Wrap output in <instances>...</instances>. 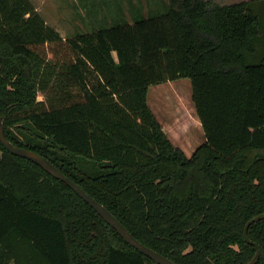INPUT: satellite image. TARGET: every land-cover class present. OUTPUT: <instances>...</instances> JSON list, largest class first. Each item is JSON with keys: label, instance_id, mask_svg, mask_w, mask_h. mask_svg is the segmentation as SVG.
Masks as SVG:
<instances>
[{"label": "trees", "instance_id": "obj_1", "mask_svg": "<svg viewBox=\"0 0 264 264\" xmlns=\"http://www.w3.org/2000/svg\"><path fill=\"white\" fill-rule=\"evenodd\" d=\"M164 5L64 39L29 0H0L5 135L173 262L248 264L245 227L264 213V0ZM180 79L205 135L191 157L147 102L150 87ZM248 237L264 264V220ZM0 264L155 263L0 143Z\"/></svg>", "mask_w": 264, "mask_h": 264}, {"label": "rangeland", "instance_id": "obj_2", "mask_svg": "<svg viewBox=\"0 0 264 264\" xmlns=\"http://www.w3.org/2000/svg\"><path fill=\"white\" fill-rule=\"evenodd\" d=\"M170 1L171 0H29L44 21L59 32L64 39L91 32L102 26H110L113 20L119 18L121 13H124L126 18L130 20V12L134 10H140L145 16L150 12L162 11L163 5H169ZM205 1H210L217 5H230L251 0ZM152 87L149 94V105L154 110L152 99L154 92L159 90L158 92L160 93L154 95V102L156 103L159 113L163 116L162 120L166 118V121L170 122V116L168 114L175 116V130H178L176 133L178 142L183 144L180 145V147L185 151L187 156L189 155L188 157H191L195 150L205 143L201 125L198 127L197 125L190 124V122L192 123L195 118H197L194 103L192 101L191 81L189 79H180ZM37 98L40 101H46L45 95L41 92L38 93ZM184 100L185 103L183 102ZM159 113L158 116L161 118ZM179 121L182 122L181 125ZM171 123L172 125L174 124L172 121ZM184 123H189V126L187 124V126L183 125ZM176 136H174L175 139ZM173 143L175 144L176 142ZM190 148H193V150H190Z\"/></svg>", "mask_w": 264, "mask_h": 264}, {"label": "water", "instance_id": "obj_3", "mask_svg": "<svg viewBox=\"0 0 264 264\" xmlns=\"http://www.w3.org/2000/svg\"><path fill=\"white\" fill-rule=\"evenodd\" d=\"M0 143L10 154L26 159L33 162L40 168H42L47 174H49L54 179L65 184L69 189H71L79 198H81L85 203H87L102 219L109 225L116 233L128 244L131 248L142 254L143 256L150 259L155 264H177L170 260L169 258L163 256L162 254L156 252L150 247L144 245L142 242L137 240L128 229L121 224V222L102 204L91 197L81 186L72 181L66 175H64L54 164H52L48 159L35 153L31 150L20 148L13 143H11L5 135V127L3 123V115L0 109ZM264 220V213L256 216L250 220L244 231V237L248 244L254 245L256 247V254L254 258L248 264H256L260 259V250L256 244H253L248 237L249 228L260 221Z\"/></svg>", "mask_w": 264, "mask_h": 264}, {"label": "crops", "instance_id": "obj_4", "mask_svg": "<svg viewBox=\"0 0 264 264\" xmlns=\"http://www.w3.org/2000/svg\"><path fill=\"white\" fill-rule=\"evenodd\" d=\"M158 86V85H157ZM153 87H150L149 88V90H148V96H147V102H148V106H149V108H150V110L152 111V113L154 114V116L156 117V119L158 120V122L162 125V127H163V130H164V132L166 133V135L168 136V138L170 139V141L172 142H176L175 144L172 142V144L175 146V147H178V148H180L183 152H184V154L186 155V153H185V151L180 147V145H183V144H181L180 142H178V139H177V131L175 130L176 129V121H175V116H171L170 114H168L170 117V122L169 121H166V118H164L163 120H162V115L159 113V111H158V109H157V107H156V103L154 102V95H158V93H160V92H154V95H153V99H152V102H153V106H154V110L152 109V107L149 105V94H150V91H151V89H152ZM161 88V87H160ZM161 90V89H160ZM193 101V100H192ZM162 107V106H161ZM195 108V107H194ZM158 113H159V115L161 116V118L158 116ZM195 113H196V111H195ZM197 115V114H196ZM198 118V117H197ZM197 118H195V120L193 121V124L196 126H198L199 127V125H201V123H200V121H199V119H197ZM171 121L172 122H174V124L172 125V123H171ZM182 121V120H181ZM181 121H179V124L181 125L182 124V122ZM181 122V123H180ZM187 123H184L183 125H186ZM187 126V125H186ZM185 126V127H186ZM202 127V126H201ZM203 130V129H202ZM167 131V132H166ZM204 133V132H203ZM174 136H176V139L174 138ZM204 137H205V135H204ZM178 144H179V146H178ZM203 145V144H202ZM185 146V145H184ZM190 150H193V148H190ZM197 150V149H196ZM195 150V151H196ZM194 154V153H193ZM187 156V155H186ZM189 156V155H188ZM187 156V157H188Z\"/></svg>", "mask_w": 264, "mask_h": 264}]
</instances>
